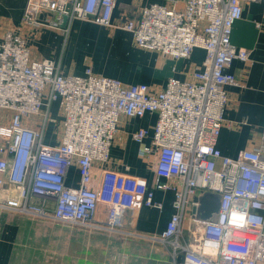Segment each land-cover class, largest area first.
Wrapping results in <instances>:
<instances>
[{"label":"built area","instance_id":"built-area-1","mask_svg":"<svg viewBox=\"0 0 264 264\" xmlns=\"http://www.w3.org/2000/svg\"><path fill=\"white\" fill-rule=\"evenodd\" d=\"M117 1L27 0L23 21L35 27L63 25L66 32L76 18L113 26ZM172 1L171 6L145 5L122 25L141 49L174 59L190 58L197 47L205 50L191 78L171 77L161 90L124 83L91 66L83 74H65L53 58L34 59L21 34L5 32L0 42V209L115 232L126 212L163 207L154 188L172 189L174 212L166 229L147 237L170 249L173 264H264V153L259 148L230 157L217 147L229 101L226 88L238 84L228 68L235 59L248 62L251 54L232 41L243 0H185L181 8ZM46 11L56 19L41 20ZM57 100L63 131L60 142L50 145L44 136L55 121ZM148 112L157 120L152 145H145L141 155L157 149L154 186L111 169L103 170L95 186V162L109 160L120 117ZM27 117H38V124L26 125ZM148 135L139 128L133 138L143 144ZM75 162L81 181L70 186L66 177ZM202 189L222 194L215 221L192 216Z\"/></svg>","mask_w":264,"mask_h":264},{"label":"crops","instance_id":"crops-1","mask_svg":"<svg viewBox=\"0 0 264 264\" xmlns=\"http://www.w3.org/2000/svg\"><path fill=\"white\" fill-rule=\"evenodd\" d=\"M26 1L0 0V42L5 32L15 31L26 39L34 59L53 58L65 74H83L91 66L96 73L124 83L144 82L153 90H161L171 77L191 78L205 58L206 52L200 47L193 50L190 58L181 59L141 49L133 34L122 28L128 19L139 15L143 6L153 2L171 6L172 0H119L112 17L113 26L76 18L69 22L67 32L63 25L35 27L25 23ZM176 3L181 8L186 2L178 0ZM242 4L243 16L234 24L232 41L251 54L248 62L235 59L228 68L238 84L226 88L229 95L224 113L226 120L217 139L222 154L230 157H236L242 150L261 148L264 153V3L243 0ZM39 18L55 20L56 14L46 11ZM61 104V100L52 104L55 121L49 124L44 136L45 143L50 145L60 142L63 131ZM156 120L157 114L153 112L143 117H120L109 160L95 162V186L104 169L143 177L149 186H154L157 149L144 156L141 150L145 145H152ZM38 122V117L24 119L30 126H36ZM139 128L149 131L143 144L133 138ZM80 181L75 162L68 171L66 183L78 186ZM154 189L155 199L161 201L163 207L143 206L126 212L121 230L115 232L81 225L69 228L54 219L0 209V264H109L112 261L118 264H173L170 249L147 236L159 235L166 229L174 212V191ZM102 235H108V240Z\"/></svg>","mask_w":264,"mask_h":264},{"label":"water","instance_id":"water-1","mask_svg":"<svg viewBox=\"0 0 264 264\" xmlns=\"http://www.w3.org/2000/svg\"><path fill=\"white\" fill-rule=\"evenodd\" d=\"M194 200L193 217L207 221L217 220L222 201L220 192L202 189L196 193Z\"/></svg>","mask_w":264,"mask_h":264},{"label":"rangeland","instance_id":"rangeland-1","mask_svg":"<svg viewBox=\"0 0 264 264\" xmlns=\"http://www.w3.org/2000/svg\"><path fill=\"white\" fill-rule=\"evenodd\" d=\"M59 222L69 225V228L73 226V224H70V223H66V222H62V221H59ZM187 226H188V223L186 224V228H187ZM107 233H108V232H107ZM102 236L105 238V240H108V235H102ZM119 243H120V242H119ZM119 243H118V244H119ZM115 252H116V251H115ZM117 255H118V254H117ZM116 262H117V261H112V263H109V264H118V263H116Z\"/></svg>","mask_w":264,"mask_h":264}]
</instances>
